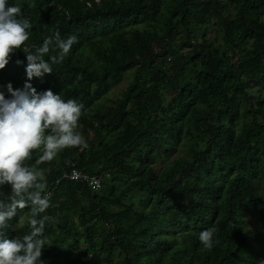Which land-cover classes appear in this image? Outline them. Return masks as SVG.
Segmentation results:
<instances>
[{
	"label": "trees",
	"instance_id": "16d2710c",
	"mask_svg": "<svg viewBox=\"0 0 264 264\" xmlns=\"http://www.w3.org/2000/svg\"><path fill=\"white\" fill-rule=\"evenodd\" d=\"M8 3L32 28L0 70V91L27 81L84 105L77 130L87 148L39 164L34 151L25 162L44 170L50 193L44 264H261L264 0ZM57 30L79 42L28 80L24 49ZM126 72V88L107 98ZM72 164L100 187L62 178ZM10 196L0 186V202ZM29 215L18 210L3 232L26 234ZM209 228L218 243L206 250L198 236Z\"/></svg>",
	"mask_w": 264,
	"mask_h": 264
},
{
	"label": "clouds",
	"instance_id": "9594fccd",
	"mask_svg": "<svg viewBox=\"0 0 264 264\" xmlns=\"http://www.w3.org/2000/svg\"><path fill=\"white\" fill-rule=\"evenodd\" d=\"M31 28L30 19L19 6L0 0V70L29 40ZM78 42L77 35L62 37L57 30L34 51L24 49L28 80L51 73L52 65L61 63ZM50 52L56 54L49 56ZM7 93L6 97L0 91V186H10L11 196L7 204L0 202V264H44L41 257L48 243L45 225L53 218L42 214L50 207V193L46 192L44 170L26 166L25 162L34 151L41 153L39 164L51 162L66 148H87L85 138L77 130L84 105L74 99L65 101L51 90L37 93L27 81L23 88L15 90L9 83ZM25 208H30L28 232L9 238L3 232L8 227L6 221ZM24 225L21 217L17 227L22 230ZM215 232V228H209L199 234L204 249L211 250L218 243L214 241Z\"/></svg>",
	"mask_w": 264,
	"mask_h": 264
},
{
	"label": "built area",
	"instance_id": "2783aa9c",
	"mask_svg": "<svg viewBox=\"0 0 264 264\" xmlns=\"http://www.w3.org/2000/svg\"><path fill=\"white\" fill-rule=\"evenodd\" d=\"M62 178H66L69 181L87 182L88 185L93 189H97L101 185L99 177L88 176V175L82 173L81 171H79L75 168L74 164L71 165L69 171L66 174L64 173L62 175Z\"/></svg>",
	"mask_w": 264,
	"mask_h": 264
},
{
	"label": "rangeland",
	"instance_id": "374dc122",
	"mask_svg": "<svg viewBox=\"0 0 264 264\" xmlns=\"http://www.w3.org/2000/svg\"><path fill=\"white\" fill-rule=\"evenodd\" d=\"M130 80H131V72H126L121 80H119L116 83H113L110 86V89L106 94L107 98L113 99L115 97H119L121 92L126 88L127 84L130 82ZM177 153L181 154L182 150L179 148Z\"/></svg>",
	"mask_w": 264,
	"mask_h": 264
}]
</instances>
